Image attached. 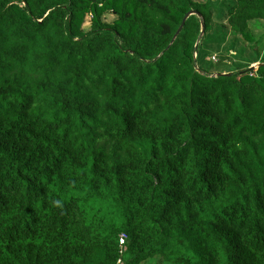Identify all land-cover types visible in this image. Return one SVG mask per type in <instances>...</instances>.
Listing matches in <instances>:
<instances>
[{"label":"trees","instance_id":"1","mask_svg":"<svg viewBox=\"0 0 264 264\" xmlns=\"http://www.w3.org/2000/svg\"><path fill=\"white\" fill-rule=\"evenodd\" d=\"M260 21L264 0H0V264H264V57L204 59L215 25L247 47Z\"/></svg>","mask_w":264,"mask_h":264},{"label":"rangeland","instance_id":"2","mask_svg":"<svg viewBox=\"0 0 264 264\" xmlns=\"http://www.w3.org/2000/svg\"><path fill=\"white\" fill-rule=\"evenodd\" d=\"M196 2H210L214 7L216 8V12L222 16L225 13L226 7L230 4V0H194ZM105 21L111 22L114 17L110 14L105 15L104 17ZM84 28H88V24L84 25ZM224 30L221 29V24L218 23L217 25L214 26L213 31L209 32L206 37H212L216 38L213 40V47L215 48L214 51H212V55L210 56H204V59L206 64L209 65L210 63L213 62L217 64L218 58H234L232 57L234 53L238 54L239 49L245 50V57L247 58L248 56L255 57L254 55L257 53L259 56L262 58L264 57V21L260 22H252L249 25V32L252 37V41L255 43V45L252 46H247L245 47L241 41H239L238 37H233L230 34H224L222 33ZM202 36V35H201ZM227 62V61H225ZM237 64L238 60L236 61ZM228 64V63H227ZM236 65V64H234ZM213 66L210 67L211 72H215L217 70L221 69L219 67ZM245 66V64H242L240 67ZM239 67V68H240ZM233 69H238V67H226L223 70V72H229L233 71Z\"/></svg>","mask_w":264,"mask_h":264},{"label":"water","instance_id":"3","mask_svg":"<svg viewBox=\"0 0 264 264\" xmlns=\"http://www.w3.org/2000/svg\"><path fill=\"white\" fill-rule=\"evenodd\" d=\"M192 15H196L197 17H200L195 11H190V12H188V13L185 15V17H184L181 26L179 27V29L177 30L176 34L174 35V38L178 35V33H179V31L181 30V27H182L184 21L186 20V18H188L189 16H192ZM203 30H204V27H203V25H201L200 37H201V35H202V33H203ZM174 38H173V39H174ZM260 65H264V62H263V63H257V64H255V65H253V66H250L249 69L257 68V67H259ZM224 75H227V74H224Z\"/></svg>","mask_w":264,"mask_h":264},{"label":"built area","instance_id":"4","mask_svg":"<svg viewBox=\"0 0 264 264\" xmlns=\"http://www.w3.org/2000/svg\"><path fill=\"white\" fill-rule=\"evenodd\" d=\"M124 242H125V236L124 235H121L120 238H119V245H120V253H122L124 250H125V247H124ZM117 264H121L120 261H118Z\"/></svg>","mask_w":264,"mask_h":264},{"label":"crops","instance_id":"5","mask_svg":"<svg viewBox=\"0 0 264 264\" xmlns=\"http://www.w3.org/2000/svg\"><path fill=\"white\" fill-rule=\"evenodd\" d=\"M259 63V62H258ZM255 64H257V63H253L251 66H253V65H255Z\"/></svg>","mask_w":264,"mask_h":264}]
</instances>
